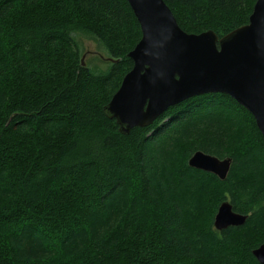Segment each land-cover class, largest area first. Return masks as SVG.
I'll return each instance as SVG.
<instances>
[{
    "label": "trees",
    "instance_id": "trees-1",
    "mask_svg": "<svg viewBox=\"0 0 264 264\" xmlns=\"http://www.w3.org/2000/svg\"><path fill=\"white\" fill-rule=\"evenodd\" d=\"M188 33L249 23L256 0H165ZM114 62L82 65L75 34ZM142 29L127 0H0V264H260L264 137L214 93L120 132L104 107ZM231 158L225 180L191 167ZM248 215L215 227L220 205Z\"/></svg>",
    "mask_w": 264,
    "mask_h": 264
},
{
    "label": "water",
    "instance_id": "water-1",
    "mask_svg": "<svg viewBox=\"0 0 264 264\" xmlns=\"http://www.w3.org/2000/svg\"><path fill=\"white\" fill-rule=\"evenodd\" d=\"M127 1L142 38L128 54L133 68L104 107L120 132L129 134L135 127H146L168 108L189 99L222 93L253 115L264 137V0L256 1L248 24L221 38L213 30L186 32L165 0ZM189 164L225 180L232 159L198 151ZM247 218L226 201L215 217V226L219 230L242 226ZM253 254L264 264V244Z\"/></svg>",
    "mask_w": 264,
    "mask_h": 264
},
{
    "label": "rangeland",
    "instance_id": "rangeland-1",
    "mask_svg": "<svg viewBox=\"0 0 264 264\" xmlns=\"http://www.w3.org/2000/svg\"><path fill=\"white\" fill-rule=\"evenodd\" d=\"M79 44L81 56L85 57L86 65L94 72L102 73L106 71L112 61L105 46L94 36L84 33L74 35Z\"/></svg>",
    "mask_w": 264,
    "mask_h": 264
},
{
    "label": "bare ground",
    "instance_id": "bare-ground-1",
    "mask_svg": "<svg viewBox=\"0 0 264 264\" xmlns=\"http://www.w3.org/2000/svg\"><path fill=\"white\" fill-rule=\"evenodd\" d=\"M256 1H257V0H256ZM255 4H256V3H255ZM254 6H255V5H254ZM253 9H254V8H253ZM250 16H251V15H250ZM242 26H244V25H242ZM231 32H232V31H231ZM231 32H229V33H231ZM219 37H220V36H219ZM220 38H221V37H220ZM168 109H169V108H168ZM164 113H165V112H164ZM164 113H163V114H164ZM163 114H162V115H163ZM159 117H160V116H159ZM159 117H158V118H159ZM158 118H157V119H158ZM157 119H156V120H157ZM156 120H155V121H156ZM155 121H154V122H155ZM152 124H153V123H152ZM152 124H150V125H152ZM150 125H148V126H150ZM148 126H146V127H148ZM142 128H143V127H142ZM197 152H198V151H197ZM195 154H196V152L192 155V157L190 158V160L193 158V156H194ZM190 160H189V163H190ZM231 165H232V164H231ZM230 169H231V168H230ZM203 171H205V170H203ZM206 172H208V171H206ZM229 172H230V171H229ZM228 174H229V173H228ZM224 202H226V201H224ZM224 202H223V203H224ZM228 202H230V201H228ZM223 203H222V204H223ZM230 203H231V202H230ZM222 204H221V205H222ZM231 204H232V203H231ZM221 205H220V207H221ZM232 206H233V205H232ZM220 207H219V208H220ZM233 210H234V208H233ZM218 211H219V210H218ZM235 212H236V211H235ZM217 213H218V212H217ZM237 213H238V212H237ZM240 214H242V213H240ZM216 215H217V214H216ZM244 215H245V214H244ZM247 216H248V215H247ZM215 217H216V216H215ZM214 224H215V222H214ZM215 227H216V226H215ZM216 229H217V228H216ZM218 230H219V229H218ZM263 244H264V243H263ZM261 245H262V244H261ZM261 245H260V246H261ZM260 246H259V247H260ZM259 247H258V248H259ZM256 249H257V248H256ZM254 250H255V249H254ZM256 259H257V258H256ZM258 262H259V261H258Z\"/></svg>",
    "mask_w": 264,
    "mask_h": 264
}]
</instances>
